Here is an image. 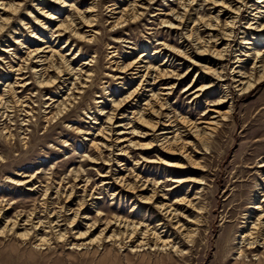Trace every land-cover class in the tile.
Instances as JSON below:
<instances>
[{
	"label": "rangeland",
	"instance_id": "rangeland-1",
	"mask_svg": "<svg viewBox=\"0 0 264 264\" xmlns=\"http://www.w3.org/2000/svg\"><path fill=\"white\" fill-rule=\"evenodd\" d=\"M93 1L96 6L91 13L96 15L95 25H85L78 28L77 32L88 37L96 33V41L88 43L74 39L66 44L68 35L58 39L56 35H51L67 18H74L76 23L80 22L81 17L88 18L90 13L86 11L90 10ZM247 1L253 9L261 6L264 12V1ZM196 2L189 6L188 0H140L137 3L144 8H139V12L145 13L144 16L137 23L122 28V33L114 31L116 14L113 8L115 3L127 7L130 4L127 0H65L66 5L63 7L49 0H28L16 14L11 15L10 23L0 32V50L3 47L11 49L7 55L2 54L6 58L0 61V94L6 95L5 100H14L7 92L4 94L3 90L8 88L6 85L15 83V78H19L17 73H11L10 66L24 63L22 60L27 57V47L31 45L39 48L50 46L59 51V55L63 52L76 72L81 69L86 74L92 72L93 80L84 89V93L76 94L73 101L68 100L69 103L67 101V109L61 113L67 91L65 85H69L63 83V79L69 76L57 81L56 87L40 89V80L47 81L55 75L52 69L44 70L47 68L46 62L33 64V70L41 73V77H37L28 68L30 73H26L27 78L23 83H30L17 90V95L29 105L26 104L24 109L31 112L30 121L19 112H11L16 117L13 115L11 120L8 119L10 122L5 126L6 120L0 115V264H264V254L261 260L255 253L241 257L237 249L247 220L246 213L254 211L249 206L262 198L260 193L264 190V167H260L264 164V80L245 93L231 86L230 80L222 81L213 89L201 92L195 101L194 95L185 91V87L194 80L196 88L207 83L209 78L213 79L205 73L199 74L198 67H194L168 96L167 105L170 104L169 110L173 114L196 120L203 116L209 104L220 98L221 93L226 91L229 95V100L221 107L222 110L231 108L223 125L207 139H199L202 143L191 142L188 149L191 151V160L198 163L200 169L191 167L192 163L187 172L169 167L168 164L184 161L181 157L163 156L159 152V144L151 152L140 150L138 146L131 147V141L148 143L152 137L134 136L132 132H140L141 128L137 124L127 127L130 123L128 119H123L125 127L118 129L117 133L106 129L109 134H105L110 136L108 139L105 140L102 135L97 136L98 130L107 127V117L114 109L113 101H118L123 95L125 97L127 91L137 87L142 79L123 84L127 82L123 78L125 73L117 70V62L128 63L148 54L150 57L145 61L153 66L159 67V64L166 63L167 66H160L163 70L174 69L179 73L187 70L190 61L183 60L181 63L170 50L161 51L159 43L165 41L171 47L187 52V55L194 51L191 41H195L189 38L194 21L189 17L202 16L208 19L215 16L219 9L205 0ZM184 9L191 15H188L184 25L176 28L175 18L185 13ZM250 10H242L240 21H236L235 25H245L247 19L251 18ZM50 13L56 18L50 19ZM2 17L6 15L0 10V21ZM227 17L220 15V23H225ZM207 34L200 25V35L208 39ZM237 36L242 35L239 33ZM16 38L20 40L18 45L15 44ZM37 39L43 42H37ZM249 40L258 43L240 45L239 39L232 41L231 46L236 50L256 46L264 52V36L257 39L250 37ZM78 50L76 58L67 53ZM48 54L42 53L43 56ZM56 55L60 62V56ZM91 57L95 58V62L90 67L86 62ZM252 58L253 55L249 60L245 58L244 68L252 66ZM195 59L200 60L198 57ZM228 59L221 60L220 65L227 68ZM232 60L230 58V62ZM169 81H162L154 87L164 88ZM144 103V99H141V108ZM138 106L131 102L116 113H119V118L132 117L131 113ZM6 129L10 137L6 136ZM170 135L172 133H168ZM117 136L122 140L115 149L102 146L108 140L113 142L111 139ZM190 139L186 137V140ZM93 141L100 143V147L93 145ZM120 148L125 149L126 154H122ZM145 157H161L165 164L144 162ZM188 162L186 160V164ZM138 175L157 182H166L168 177H190L200 182L188 181L183 185L177 183L179 188L172 191L169 198L173 203L177 198L187 195L190 198L196 197L194 201L200 207V212L202 208L198 215L200 225L195 232L196 237L187 243L176 239L183 253L177 255L169 248H157L154 244L138 249L129 239L77 246L75 243L79 244L80 240L75 238V232L86 231V224L97 220L99 214L104 219L120 216L136 223L144 221L151 227L159 223L160 216L153 205L135 204L131 192L123 191L113 183L114 179H109L124 176L129 183ZM104 180L110 181L109 184H104ZM173 184L167 181L165 189ZM79 208L80 215L76 223L83 221L85 225L71 227L69 224L74 218L73 211ZM184 214L192 217L194 213L185 210ZM83 216H87L86 219ZM37 220H44L42 228L36 229ZM59 233H63L64 238H59ZM95 234H98V230ZM44 236L48 241L41 243L39 238ZM259 250L264 251L261 248Z\"/></svg>",
	"mask_w": 264,
	"mask_h": 264
},
{
	"label": "bare ground",
	"instance_id": "bare-ground-1",
	"mask_svg": "<svg viewBox=\"0 0 264 264\" xmlns=\"http://www.w3.org/2000/svg\"><path fill=\"white\" fill-rule=\"evenodd\" d=\"M49 1L57 5H62V7L66 5L65 0H49ZM127 1L130 3L127 7H123L122 5H119V3L114 4L115 5V7L113 8L115 11L114 14H116L115 17L116 19L114 22V27H115L114 31L116 33L119 32L122 33L121 30L122 28L125 27L127 28L131 23L132 24L137 23L140 19H142V17L145 14L143 12H139V8H144L142 6H139V3H137L140 0H127ZM196 1L197 0H188V5L191 6L194 3H197ZM205 1L211 2L216 7H219L218 13L215 16H210V18L208 19H205L202 16L201 17L197 16L196 18L189 17L190 20L193 19L194 21V25L193 27L190 28L189 31L190 32L189 38L195 41V42L191 41V44L194 47V51H192L190 55H187V52L184 53V51L180 49H175L171 47L165 41L159 43V46L162 47L161 51L164 49L165 51L170 50L169 52H173L174 56L178 57L177 60H180L181 63H183V60L190 61L189 66L185 72L179 73L176 72L174 69L170 70L168 68L163 70V68H161L162 67L161 65H166V63L159 64L161 67L160 66L158 67L156 65L153 66L152 64H149L148 62L145 61L148 57H150L148 54L141 55L138 58L128 63L125 62L122 63L117 62L118 64L116 63L117 70H119V72L125 73L124 74L125 77L123 78L127 82L125 83L121 82V83L126 84L132 82L133 80H137V79L139 80L141 78L142 79L137 85V87L127 91V95L125 97L123 95V98L119 99L118 101L116 100L113 101L114 109L112 110L113 112H111L107 117V123H108L107 127L98 130L97 136L102 135L105 140L108 139V137L110 136L109 135L107 136V134L105 133H108V131L112 133L113 132L117 133L118 129L125 127L124 123H122L123 119H128L130 120V123L128 124L127 127H132L133 124H137L141 128L140 132H137L135 130L132 132L134 136H139L141 138H147L148 136L152 137L150 142L148 143H138L131 141L130 142L131 147L138 146L137 148L140 150L151 152L153 148L157 147V144H159V152L163 156L181 157V160L184 161L182 163H177V164H168L169 167L177 168L181 172H187L190 166L189 164L192 163L191 167L194 166L193 168L195 169L198 168L197 166L198 163L191 160V151L189 152L188 149L192 144L191 142L195 144L196 143L195 141L200 142L201 139L202 140L204 138L207 139V137L210 134H212V132L214 131L216 132V130L223 125V122L227 118V115L230 113L231 108L229 107V109L222 110L221 107L225 104L226 101L229 100V95L226 93V91L225 93L224 92L221 93L220 98L214 101L213 103L209 104L203 116L200 117V119H196V120L191 119L187 116L178 115L176 113L173 114L171 110H169L170 104L169 106L167 105L168 96L174 91L175 87L181 81H183L186 77H188L190 71L194 67L196 68L198 67L199 74L201 72L205 73L209 75V77L211 76L213 80L214 79L216 80V81L209 80L210 79L209 78L207 80V83L203 85L202 84L198 85V87L196 88H195L196 81L194 80L190 82L189 85L185 87L186 90L185 89L184 90L194 95L193 99L195 101L197 100V97L200 95L201 92L213 89V87L217 86L218 83L222 81L230 80L231 83L229 84L231 86L233 85V87H235L236 90H238L241 93H245L264 80V52L257 49L256 46L255 47L248 46L246 50L244 48L242 50L241 48L239 50H236L233 49L231 46L232 41L239 39H240L239 41L240 45H242V43L243 45L257 44L258 42L254 43L251 40H249V38L252 37L257 39L264 36V12L261 10V6L258 7L256 5L257 7L253 9L251 4L248 5L249 3L247 0H222L221 2H219L218 0H205ZM254 1L256 2L257 0ZM263 1L264 0H258L256 3H260ZM27 2L28 0H0V10H2L3 14L6 15V17H2V20L0 21V32L2 29H6L5 28L6 24L10 23L11 15L16 14L21 9V6L25 5ZM94 2L95 1L91 3L92 6L90 7V10L86 11L90 13L89 17L80 18L79 23L81 24L76 23L75 19L72 17L70 19L67 18L66 20H64V22H61V24L56 27L55 32H51V35L53 36L56 35V39L68 35L66 44L70 43L74 39L78 40V42L80 41V42H88V43H93V41H96L97 40L96 33L93 34L91 37H88L85 35H79V33L77 32L78 28H82L85 25L87 26L95 25V21L97 18L96 15L91 13L93 12V8L96 6ZM247 9H251L249 12L250 15L248 14L251 18L247 19L245 25L242 23L235 25L236 21H240L242 10L246 11ZM184 10L186 11L185 13L181 15L179 14V16L175 18V21L177 22V25L175 26L176 28H179V25L181 26V24L184 25V23L187 21L188 15H191L190 13L187 12L188 10L186 9ZM220 15L228 16L227 20H225V23L223 24H221L219 21ZM48 17L52 20L56 18V16L51 13L48 14ZM200 25L204 27V31L208 32L207 34L208 39H205L206 38L205 36L203 37L202 35H200ZM43 26L45 27L46 30H48V26L46 27L45 24ZM31 32L34 33V31ZM239 33H241L242 35L241 37H238L239 35L237 36V34ZM39 41L43 42V40H38L37 42ZM15 44L17 45L20 44V40L18 38L15 39ZM21 44L23 45V43ZM66 47L69 46L67 45ZM9 49H10L9 47H3V49L0 50L1 51L0 61H3L6 58L3 57L2 54L7 55L11 50ZM250 49H252V51ZM67 50H71V48ZM46 52L49 54L43 56L42 53H46ZM71 52L68 51L67 53L71 55L73 54V58H76L77 56L76 54L79 53V50L77 52L74 51ZM26 54L27 57L24 60H22V62L24 63H19L17 65L10 66L11 73H17V76H19V78H15V83L6 85L8 86V88L3 90L4 94H6L7 92V94H9V97L12 96L14 100H5L6 95L0 94V115L3 116V118L6 120L5 126H8L7 122L8 123L10 122L8 119L11 120L12 116L14 115V114L13 115L10 114L11 112H16V113L19 112L24 117L29 118L30 121L31 112L24 109L27 103L25 104L23 98L17 95V90H19L18 88L20 87L23 88L26 87V85L30 83L29 82L27 84L26 82L25 83L23 82L27 78L26 73L27 72L30 73V71H28V68L31 70L35 68L33 64L38 65V63L42 61L46 62L47 68H45L44 70L52 69L55 75L52 76V78H50L47 81L40 80L38 85L40 89L43 88L49 89L50 87L53 86L56 87L57 81L60 82L64 76L66 75L69 76L68 79L66 80L63 79V83L66 82L69 83V85L68 84L67 86L65 85L67 91L65 90L66 96L62 102L63 103L62 106L64 107L62 108V110L60 109L61 113H63L62 112L63 109L65 110L67 109V105H68L67 101L68 100L73 101V99L76 98V94L84 93V89L88 87L89 82L93 80L92 79L93 74H91L92 72L86 74V72H84L82 69L76 72L72 67V64L70 63V60L68 59L67 55L63 54V52H61V55H59V51L54 50L50 46L39 48V47H32L31 45L27 47ZM56 54L60 56L59 57L61 58L60 62H58L57 58L55 57L57 56ZM245 55L246 57H242ZM251 55H253L252 58L253 64L249 69H246L244 68L245 58L249 60L251 59ZM168 56L169 55H167L166 57ZM166 57L165 59H167ZM195 57L200 58V60L195 59ZM230 58L233 59L231 62H230ZM94 59H95L94 57H91L86 62L87 65L89 66L93 65L92 63L95 62ZM224 59L229 60V66H227V68L220 65L221 60ZM201 60H204L205 62L201 63ZM145 62L146 64H143ZM32 72L35 73L37 77H41L42 75L41 73L36 72L35 70H33ZM82 75H85V77H83ZM162 81H166V82L169 81V83L164 88L157 89L156 87H154L158 83H161ZM1 83H2V78L0 76V84ZM233 83L235 84V86ZM228 87L230 86L228 85ZM141 99H144L145 101L143 108L140 107ZM131 102L133 104H136L137 106L139 105L138 106L139 108L131 113L133 114L132 117L127 116V117L119 118L118 116L119 113H116L117 110L123 108L124 106L129 105V103ZM210 106H212L213 108H210ZM15 108L16 110H14ZM102 111L103 108H101V113ZM114 123L116 124V126H114L115 125ZM7 129L5 131L7 132L6 136L8 135L7 137H10V132ZM168 133H172V135L168 136ZM186 137H190L191 139L186 140ZM111 140H113V142L108 140V142L103 143L102 146L105 147L107 146L115 149L116 146L120 144V141L122 139H120V136H117L116 138ZM92 144L95 145L97 148L100 147L101 145L97 141H93ZM113 149H111L112 150L111 153H113L114 151ZM120 151H122L121 152L122 154H126L125 149L120 148ZM186 160H189L188 164H186ZM143 161L165 164L164 159H162L161 157H158L156 159L145 157L143 158ZM260 167H264V164L261 165ZM109 179H114L113 183L119 185L123 191L131 192L133 194L132 195L133 200L136 201L135 204L142 203L144 205L145 204L148 205L151 204V206L153 205L155 207L154 209L156 210V212H158V216H160L159 223L156 225L157 227L156 226L151 227L149 224H147L144 221L140 223H136L132 220H128V218H124L120 216H112L110 219H104L99 214V218H97V220L86 224L87 225L86 231L80 232L81 231L80 230L79 232H75L77 234L75 238L80 240L79 244L78 243L75 244H77V246H81V245L85 246V245H94L97 244L98 242H103L105 240L120 241V239L122 240L129 239L128 241L133 242L135 247L138 249H141L143 246L148 244H154V246L157 248L158 247L169 248L177 255H181L183 253V249H181V245H178L179 243L176 242V239H181L185 243H187V241L189 240L194 239L195 232L198 228V225H200V220L198 215L202 212V208L200 212V207H198L197 202L195 203L194 201L196 197L190 198L189 195H187L182 198H177L173 203L169 201V198L171 192L179 188V185H177V183L183 185L185 182L188 181H193V182H199V181H196L190 177L189 178L185 177L183 179L179 177H174V178L168 177L166 182L169 181L174 184L171 187H169V189H165L166 182L163 181L157 182L151 179H144V177L142 176L140 177L139 175L136 177V179L133 182H129V183L126 181V177L124 176L119 177V179L113 177ZM109 182L110 181L104 180V184H109ZM74 187H76V185ZM260 195L262 198L259 201L257 200V202H253L252 205L249 206V209H254V211L252 212L249 211L246 213L247 215L245 216V219L247 220L245 221V224L243 226L244 228L243 235L241 236V241H239V246H237V249L239 251V256L244 257L249 253H255V255L257 256L259 255L258 256L259 260H261L264 254V251L260 252L259 250L260 248L264 250V190H261ZM67 200H69V196ZM82 205H84V203ZM82 205L80 207H82ZM185 210H191L194 213L193 216L189 217V215L184 214ZM73 213H74V218L73 220H71L70 224L69 223L68 224L71 227L73 225L76 226H80L81 224L83 225L84 224L83 221H81V223H76V219L80 215V208L75 212L73 211ZM86 217L87 216H83L84 219H86ZM43 223H45L44 220H37L36 226L35 225L34 226L36 227V229H39L42 228V226L44 225ZM55 230L57 229L55 228ZM97 230H98V234L96 235L95 231ZM63 233L62 234L59 233L60 235L58 237L62 238L64 236ZM39 241L41 243H45L48 240L47 237L44 236L39 238Z\"/></svg>",
	"mask_w": 264,
	"mask_h": 264
}]
</instances>
